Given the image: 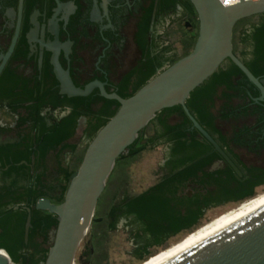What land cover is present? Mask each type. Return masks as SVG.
<instances>
[{"label":"flooded vegetation","instance_id":"obj_1","mask_svg":"<svg viewBox=\"0 0 264 264\" xmlns=\"http://www.w3.org/2000/svg\"><path fill=\"white\" fill-rule=\"evenodd\" d=\"M152 2L0 0V208L3 211L13 208L18 214H24V211L30 214L40 199H50L56 204L63 202L66 194L63 186L68 178L61 169H78L73 168L70 161V155L77 150L74 153L65 151L60 158L56 156L60 153L59 148L43 154L42 145L36 142L37 116L31 114L30 119H26L27 111L32 113L36 111L38 102L44 103L46 107L42 109L40 117L49 127L54 123V118L60 120L71 112V107L65 105L52 109V98L57 102L70 98L61 93L56 63L70 73L76 86L84 87L99 80L105 83L108 92L124 90L120 83L141 56L135 34ZM182 16L183 19L188 18L184 8L179 6L174 13H168L154 24L148 39L162 34L161 29L167 23ZM257 17V22L245 27L247 32L252 31L253 25L261 26L264 17L261 14ZM186 24L191 23L186 21ZM136 51L138 56L135 57L133 53ZM129 63L131 65L127 67ZM255 89L257 94L253 99L234 97L237 109L232 113L230 107L226 108L224 113L230 116L218 119L220 131L210 134L239 171L205 137L211 144L205 155L206 160H210L205 169L208 174L205 183L211 184L209 189L213 190L212 183L227 184L230 172L239 177L232 182L230 198L210 206L206 213L223 205H238L241 197L250 190L257 194L258 190L264 188V98L260 99L262 92L258 87ZM131 90L129 86L124 91ZM92 94L101 95V91L95 88ZM223 103L219 101V106ZM22 118H25L24 123ZM85 127L86 118L80 117L72 138L78 147L76 138L88 141L84 134ZM166 149L162 166L164 175L161 178L168 172L165 164L171 149L167 145ZM222 172L226 174L219 178ZM200 184L191 179L182 191L188 197H193L198 190L204 191ZM136 195H116L113 202L120 205L124 198ZM123 219L136 226V232L142 229V224L134 221L133 214L119 217L118 223ZM50 232L45 243L40 240L47 248L52 244ZM134 240L136 242L135 234ZM138 245L136 243L135 247ZM154 247L159 248L153 244L148 249ZM133 255L137 259L135 252Z\"/></svg>","mask_w":264,"mask_h":264},{"label":"trees","instance_id":"obj_2","mask_svg":"<svg viewBox=\"0 0 264 264\" xmlns=\"http://www.w3.org/2000/svg\"><path fill=\"white\" fill-rule=\"evenodd\" d=\"M179 6L184 8L188 15L187 21L191 23L184 25L191 50L183 56L179 55L172 43H167L163 34L148 39L154 24L168 13H174ZM261 16L264 17V13ZM252 28L251 32H247L246 28L242 29L239 39L243 49L240 53L235 50L234 52L255 76L262 78L264 77V21L261 26L253 25ZM198 36V14L190 0H153L135 34V43L141 51V56L120 83L124 90L129 86L132 90L130 92L121 90L118 94L124 98L134 95L161 71L188 55L193 50ZM255 88L256 86L243 71L228 58L207 80L191 92L186 105L203 128L213 135L220 131L217 120L230 116L224 113V110L230 107L233 113L237 109L234 106V97L253 99L257 94ZM219 101H224L221 107ZM52 102L53 110L59 105H65L71 107V112L60 120L54 118V123L49 127L40 117L42 109L46 107L40 101L36 105V111L32 113L27 111L25 118L30 119L31 114H36V142L39 146L42 145L43 154L59 148L60 153L56 154L57 158H60L65 151L74 153L77 150L78 143L73 142L72 138L76 134L80 117L86 118L84 134L90 143L120 108L117 100L107 99L100 94L70 97L63 102H57L52 98ZM25 118H22V123ZM172 118H175V121H172ZM150 123L154 124V133L146 136L147 127L140 132L139 137L129 147L128 154L118 158L107 182L108 186L114 173L146 148L160 144L170 147L169 159L165 164V167H168L167 174L136 196L124 198L120 205H115L112 201L106 212V226L109 230L117 228L119 217H127L130 214L134 215V221L142 224V229L135 233L136 243L139 245L134 249L140 262L155 255L154 250L148 249L153 244L162 248L171 237L177 234H189L199 228L207 208L228 200L233 189L232 182L239 178L235 173L230 172L227 184L212 183L215 188L209 189L211 184L205 183L208 176L205 169L210 164V160H206L205 155L209 152L211 144L194 127L182 105L163 109ZM139 144L141 147H138ZM74 171L76 170L68 167L61 169L62 174L68 178V182L63 186L64 192L67 191L70 176ZM199 172L203 174L200 175ZM222 174L226 172H222L219 178H223ZM191 179L200 182L204 191L198 190L193 197H188L182 190L186 182ZM214 191L216 194H213ZM255 195L256 192L250 190L239 202L242 203ZM3 212L5 211L0 208V248H5L16 264H44L49 248L43 246L40 240L45 243L51 229L58 226L57 215L33 206L30 213L32 226L26 242L25 226L29 214L26 211L24 214H18L13 208ZM96 215L94 222L97 221ZM97 243H93L96 251L101 248L98 240Z\"/></svg>","mask_w":264,"mask_h":264},{"label":"water","instance_id":"obj_3","mask_svg":"<svg viewBox=\"0 0 264 264\" xmlns=\"http://www.w3.org/2000/svg\"><path fill=\"white\" fill-rule=\"evenodd\" d=\"M190 1L199 19V36L193 50L153 77L131 97L108 92L105 83L99 80L84 87L76 86L70 73L59 63L55 64L61 93L83 97L99 88L103 97L117 100L120 108L89 143L80 167L70 176L63 202L56 204L50 199H40L36 204L37 209L56 214L58 219V226L50 232L52 244L44 264H76L77 252L93 222L98 201L118 158L128 154L140 132L165 108L182 105L194 127L239 171L191 114L186 102L191 92L228 58L261 90L260 99L264 98V79L255 76L235 54L233 42L237 23L263 14L264 0L242 1L234 7H225L219 0ZM31 226L29 214L25 226L26 242ZM0 264H16L5 248H0ZM162 264H264V206Z\"/></svg>","mask_w":264,"mask_h":264},{"label":"rangeland","instance_id":"obj_4","mask_svg":"<svg viewBox=\"0 0 264 264\" xmlns=\"http://www.w3.org/2000/svg\"><path fill=\"white\" fill-rule=\"evenodd\" d=\"M257 18V16L246 18L236 26L234 32V50L236 52L240 53L243 49V45L239 39L242 29L257 22ZM187 20L188 18L183 19L182 16L181 19L178 18L170 21L165 25V27L161 29L164 39L167 41V43H172L174 45L180 56H183L187 51L191 50V45H189L188 42L189 38L186 35V29L184 26ZM134 55L135 57L138 56V52H134L133 56ZM131 63H129L127 67H129ZM172 121H175V118H172ZM146 127L147 135L154 133L153 123L148 124ZM76 140L79 142V147L74 154L70 155V161L73 168H78L79 163L83 160L89 145L88 141L83 140L82 138H76ZM166 152L167 149L165 144H160L156 147H148L138 156L131 159L127 165H124L121 167V169L114 173L110 180V184L107 186L104 192V195L101 197V199H99L100 201H98L95 212V214H97V221L94 222L95 218L93 219L87 235L79 247L76 264L142 263L138 261V259H136V257L133 255L134 248L136 246L134 234L137 230V227L131 226L125 219H123L120 220L116 229L109 230L106 226V212L115 195L122 196L124 194H138L158 182L164 175L162 166L166 157ZM263 191L264 188L258 190L256 195ZM238 205H223L209 210L203 219L202 225L214 219L218 215L237 207ZM202 225H200V227ZM186 235L188 234H180L177 237H173L164 247H154L152 250H154L155 254H157L159 251L168 248L173 243L180 241ZM97 240L101 243V248L98 251L93 248V243H97ZM91 257L93 258L91 259Z\"/></svg>","mask_w":264,"mask_h":264},{"label":"bare ground","instance_id":"obj_5","mask_svg":"<svg viewBox=\"0 0 264 264\" xmlns=\"http://www.w3.org/2000/svg\"><path fill=\"white\" fill-rule=\"evenodd\" d=\"M262 206H264V191L258 193V195L253 198L247 199L245 202H242V204L240 203L237 207L218 215L195 231L183 237L180 241L159 251L157 254L151 256L140 264H162Z\"/></svg>","mask_w":264,"mask_h":264},{"label":"built area","instance_id":"obj_6","mask_svg":"<svg viewBox=\"0 0 264 264\" xmlns=\"http://www.w3.org/2000/svg\"><path fill=\"white\" fill-rule=\"evenodd\" d=\"M219 1L225 7H234L241 4L242 1H250V0H219Z\"/></svg>","mask_w":264,"mask_h":264}]
</instances>
